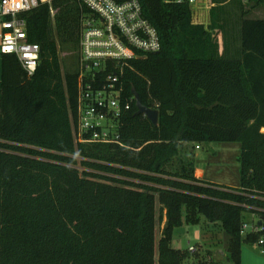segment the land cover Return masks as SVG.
I'll return each instance as SVG.
<instances>
[{"label": "trees", "instance_id": "trees-1", "mask_svg": "<svg viewBox=\"0 0 264 264\" xmlns=\"http://www.w3.org/2000/svg\"><path fill=\"white\" fill-rule=\"evenodd\" d=\"M209 1L220 6L205 26ZM229 1L241 7L140 0L161 50L131 62L125 92L134 87L159 123L137 115L134 101L124 147L75 144L78 77L63 73L59 42L78 46L77 1L26 17L29 42L41 47L35 74L0 53V264H208L172 246L184 209L219 223L229 262L241 264L242 245L259 239L242 234L245 215L264 218V20H230ZM202 143L241 144L240 188L195 177V156L182 149Z\"/></svg>", "mask_w": 264, "mask_h": 264}, {"label": "built area", "instance_id": "built-area-1", "mask_svg": "<svg viewBox=\"0 0 264 264\" xmlns=\"http://www.w3.org/2000/svg\"><path fill=\"white\" fill-rule=\"evenodd\" d=\"M54 1L0 0V53L15 56L28 76H33L39 66L41 47L29 42L26 17L41 5L52 6ZM76 1L81 12L75 71L78 77L75 144L124 147L122 121L135 101L134 96L128 97L125 92L126 69L132 61L160 52V36L144 17L140 0ZM163 1L191 7L199 2ZM51 14L55 16L54 9ZM195 149L202 147L197 144ZM242 234L259 236L254 246L264 252L263 217L258 216L250 226L245 222ZM189 250L195 252L194 247Z\"/></svg>", "mask_w": 264, "mask_h": 264}, {"label": "crops", "instance_id": "crops-1", "mask_svg": "<svg viewBox=\"0 0 264 264\" xmlns=\"http://www.w3.org/2000/svg\"><path fill=\"white\" fill-rule=\"evenodd\" d=\"M1 32V31H0ZM3 75V65L2 59L0 58V81ZM209 144L208 150H196L195 146L197 144H184L183 145V155L193 154L195 156V177L199 180L217 184L220 186H226L233 189L240 188V182H228L222 179L224 173L234 172L238 176L240 164L237 166H231L230 160L227 158L228 154H233L234 158L238 157L242 151L240 143H202ZM192 145V147H190ZM201 145V144H200ZM228 159V160H227ZM235 162V160H233ZM234 164V163H233ZM228 178V177H225ZM185 224L181 229V234L175 239L176 230L173 235V246L177 250L181 249L182 239L187 235L192 234L194 239L198 242L196 244H191L188 240V249L190 247L195 248V252L200 248V252L204 253H220L222 254L223 245L222 240L226 233L221 229L219 223H211L205 216L198 214L196 210H186L184 209ZM252 216V222L255 221V216L252 214H247ZM246 219V218H245ZM245 223V220H244ZM228 237V236H227ZM245 237V236H244ZM177 241V243H176ZM229 241V238H228ZM248 245V244H246ZM251 249H247L242 245L241 247V264H264V252L260 248L254 245H248ZM227 244V253H228ZM204 261H208L204 259ZM229 262V260L227 259ZM231 263V262H229Z\"/></svg>", "mask_w": 264, "mask_h": 264}, {"label": "rangeland", "instance_id": "rangeland-1", "mask_svg": "<svg viewBox=\"0 0 264 264\" xmlns=\"http://www.w3.org/2000/svg\"><path fill=\"white\" fill-rule=\"evenodd\" d=\"M239 0H235V2H238ZM241 4L239 7L238 5H235V3L232 2H228V4L225 6L227 8V15L231 16V13H234L232 15V17L230 18V20L232 19L234 22L236 21L237 17L238 20L240 19L239 14L241 13H245L246 17H248V19H260V20H264V0H240ZM232 3V4H231ZM200 5H202L203 9L200 10L201 12L199 13V17L202 19V23L205 26H208L210 24V15L212 10L218 9L219 8V4L218 3H212L211 1H209V3L203 2ZM224 7V8H225ZM232 7H235V9H232ZM55 14L57 13L56 10ZM237 22V21H236ZM239 25H238V29H239ZM217 35L216 38H218V43L221 46V51H223V34L221 32L214 31L213 36ZM239 46H241V44L239 43ZM59 53H60V58H61V62H62V70L63 73H75L76 71V65H77V56H78V46L72 43H68V44H63L61 41L59 42ZM264 133V131H262ZM209 145V144H208ZM208 145L207 144H201L200 146L202 147V150L207 149L208 150ZM190 147H192V145H190ZM242 152V151H241ZM241 154V153H240ZM227 157L230 160V165L231 166H237L239 165V156L234 158L233 154H228ZM227 159V160H228ZM235 160V162L233 161ZM234 163V164H233ZM239 174H240V168H239ZM228 177V178H225ZM223 180L228 181V182H240V175L238 176L236 173L231 172V173H224V176L222 177ZM159 208L160 206L158 205V212H159ZM246 218V219H245ZM245 222L247 223V225H251L252 223V216L250 215H245ZM257 217H255L256 220ZM163 225L158 224L157 225V232H156V238L157 241L159 240L160 236H161V229H162ZM181 229H177L176 230V234H175V239H177V237L179 236V234H181ZM178 240V239H177ZM188 240L191 242V244H196L198 243L195 239L194 236L192 234L190 235H186L182 241H181V249L183 250H187L188 249ZM177 243V241H176ZM227 244H228V237L224 236V239L222 240V245H223V252L222 254L220 253H204L200 252V248L198 249V251L195 254L199 255V261L204 262V259L208 260L207 263L208 264H231L227 261L228 259V254L227 253ZM173 246V244H172ZM177 247V245L175 244L173 246ZM244 247L247 249H251L248 245L244 244ZM201 263V262H200Z\"/></svg>", "mask_w": 264, "mask_h": 264}, {"label": "water", "instance_id": "water-1", "mask_svg": "<svg viewBox=\"0 0 264 264\" xmlns=\"http://www.w3.org/2000/svg\"><path fill=\"white\" fill-rule=\"evenodd\" d=\"M132 94L135 98V103H136V108H137V115H142L145 118H147L154 126H158L159 123V111L156 109H152L149 107H146L143 102L142 99L140 98V95L138 94V92L136 91V89L133 87L132 88ZM259 225H261V223H259ZM192 264H196V263H192Z\"/></svg>", "mask_w": 264, "mask_h": 264}, {"label": "clouds", "instance_id": "clouds-1", "mask_svg": "<svg viewBox=\"0 0 264 264\" xmlns=\"http://www.w3.org/2000/svg\"><path fill=\"white\" fill-rule=\"evenodd\" d=\"M19 7V5H17Z\"/></svg>", "mask_w": 264, "mask_h": 264}]
</instances>
